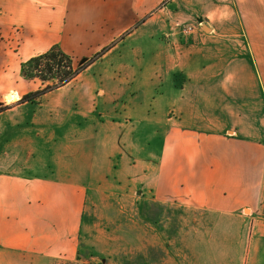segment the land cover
I'll use <instances>...</instances> for the list:
<instances>
[{
  "label": "crops",
  "instance_id": "1",
  "mask_svg": "<svg viewBox=\"0 0 264 264\" xmlns=\"http://www.w3.org/2000/svg\"><path fill=\"white\" fill-rule=\"evenodd\" d=\"M178 23L193 30L183 35ZM53 44L73 60L85 56L80 63L105 50L42 96L39 108L52 111L15 112L30 104L19 102L30 89L21 62ZM10 91L18 99L0 110L1 154L10 135L21 151L33 144L23 132L48 145L62 131L84 135L86 120H109L117 139L144 136L139 127L161 131L154 190L119 194L141 206L145 224L150 205L159 207L158 225L166 226L162 213L174 217L175 257L154 262L264 264V0H0V100ZM114 146L118 170L129 142ZM16 157L13 165L0 157V257L75 261L85 165L51 177L35 172L28 155Z\"/></svg>",
  "mask_w": 264,
  "mask_h": 264
},
{
  "label": "rangeland",
  "instance_id": "2",
  "mask_svg": "<svg viewBox=\"0 0 264 264\" xmlns=\"http://www.w3.org/2000/svg\"><path fill=\"white\" fill-rule=\"evenodd\" d=\"M163 3L161 2L159 6L148 9V15L146 14L140 19L143 20L147 16L156 15ZM140 24L141 22L137 21V23L130 25L116 40L125 36L127 32L133 31ZM172 25L177 27L179 33L189 34L183 31V27L188 25H180L179 23ZM84 59H86L85 56L74 57L76 63H80ZM20 73L22 81L25 82L24 87L26 89L30 88L27 91L39 87V81H29L23 77L21 65ZM41 98L38 102L27 104V106L17 108L14 111L22 112V115L52 111L39 108L41 107V105L39 106L42 101ZM16 100L8 101L3 97L0 100V109L6 110L14 105L13 101ZM57 107L53 108L54 111H64L60 106ZM105 121L106 124L101 127L100 124L95 125L94 121L86 120V133L80 135V137L76 134L73 137L68 133V130L62 131L61 134L55 133V136L51 138L53 140L48 145L42 143L41 136H32L23 132V137L29 140L32 139L33 144L25 145L23 143L21 151H13V135H10L11 141L7 143L5 150L2 147L3 151H1L0 157L5 165H13L15 155L17 156L16 160L25 162L28 155L30 163L35 167V172L51 177L65 178L68 174L76 173L77 169L82 170V166L85 165L89 189H87L86 208L82 217L79 251L76 260L73 261L74 263L158 264L154 262L156 258L158 262L160 260L167 262L169 259H174V248L171 247V244L173 240L180 237L179 234H175L178 227H175L174 217L170 216V212L167 211L166 215L161 214L166 226L158 225L156 222L159 216L157 210L159 207L150 205L149 214H147V209L144 211L148 216L147 219L150 220L149 223L146 222L145 224L143 223L141 206L137 205L132 208L129 195H119L135 191L154 190L158 154L163 140L161 131L158 133L153 129L139 127V131L146 132L144 136L136 134L131 136L129 133L127 137L118 138L123 143L128 140L129 160H123L117 170L112 168L113 162H116V160H110V156L114 153H111L109 149L110 147L115 148L114 145L118 142L116 135L118 131L114 128L112 133L111 127H113V124L107 119ZM57 123L58 121H55V124ZM59 123L61 124L63 121L59 120ZM61 125H63V128L67 127V123ZM36 127L41 128L39 124ZM101 130L102 134L104 133L102 137H100ZM46 139H49V137H46ZM135 161L137 166L132 168L130 163ZM45 162L47 164L43 168H38ZM143 179H145V185L142 184ZM170 208L173 207H166V209ZM66 261L68 260L56 259L50 264H64ZM0 264L35 263L34 260L28 257H18L7 252L0 257Z\"/></svg>",
  "mask_w": 264,
  "mask_h": 264
},
{
  "label": "trees",
  "instance_id": "3",
  "mask_svg": "<svg viewBox=\"0 0 264 264\" xmlns=\"http://www.w3.org/2000/svg\"><path fill=\"white\" fill-rule=\"evenodd\" d=\"M104 50L102 49L101 52L96 53L83 63H75L73 57L66 53L58 44H53L45 51L29 57L21 64L22 75L26 80L39 81L40 85L36 89L24 93L20 97L19 102H38L45 93L75 78L89 62L99 56ZM64 264L76 263L68 260Z\"/></svg>",
  "mask_w": 264,
  "mask_h": 264
},
{
  "label": "bare ground",
  "instance_id": "4",
  "mask_svg": "<svg viewBox=\"0 0 264 264\" xmlns=\"http://www.w3.org/2000/svg\"><path fill=\"white\" fill-rule=\"evenodd\" d=\"M17 97H18V94H17V92H14V91H10L4 95V98L8 101L18 99Z\"/></svg>",
  "mask_w": 264,
  "mask_h": 264
},
{
  "label": "built area",
  "instance_id": "5",
  "mask_svg": "<svg viewBox=\"0 0 264 264\" xmlns=\"http://www.w3.org/2000/svg\"><path fill=\"white\" fill-rule=\"evenodd\" d=\"M193 30V27L192 26H190V25H188V26H186V27H183V31L184 32H191Z\"/></svg>",
  "mask_w": 264,
  "mask_h": 264
},
{
  "label": "water",
  "instance_id": "6",
  "mask_svg": "<svg viewBox=\"0 0 264 264\" xmlns=\"http://www.w3.org/2000/svg\"><path fill=\"white\" fill-rule=\"evenodd\" d=\"M85 60V59H84Z\"/></svg>",
  "mask_w": 264,
  "mask_h": 264
}]
</instances>
